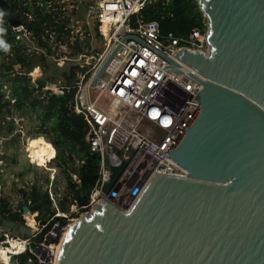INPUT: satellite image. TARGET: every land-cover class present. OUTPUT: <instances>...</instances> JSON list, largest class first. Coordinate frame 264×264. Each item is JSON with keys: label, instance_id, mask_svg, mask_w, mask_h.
<instances>
[{"label": "water", "instance_id": "obj_1", "mask_svg": "<svg viewBox=\"0 0 264 264\" xmlns=\"http://www.w3.org/2000/svg\"><path fill=\"white\" fill-rule=\"evenodd\" d=\"M196 1L209 50L174 55L204 78L186 73L199 108L166 155L186 177L155 174L123 208L101 199L68 225L55 264H264V0ZM0 12L21 24L6 0Z\"/></svg>", "mask_w": 264, "mask_h": 264}, {"label": "built area", "instance_id": "obj_2", "mask_svg": "<svg viewBox=\"0 0 264 264\" xmlns=\"http://www.w3.org/2000/svg\"><path fill=\"white\" fill-rule=\"evenodd\" d=\"M146 1L93 0L85 10V17L97 21L99 27L110 7L118 11L109 25L107 43L101 52H96L91 67L83 73L78 72L71 85L56 81L44 87L55 95L75 89L72 109L87 122L85 140L90 153L99 156L98 177L82 211L87 215L101 199L110 202L108 198L118 184L124 185L132 176L136 178L130 182V190L135 187L136 191L142 189L155 174L187 175L184 168L166 155L199 108L194 97L202 85L186 73L202 80L204 78L174 54L182 49L206 54L209 50L208 24L206 21L202 29L192 28L183 35L172 31L162 33L156 20L143 21L141 18L140 11ZM132 21H135V26ZM16 28L30 34L21 24L12 27L13 30ZM126 36L134 38L122 40ZM117 44L120 48L99 78V83L91 86L92 79ZM72 158L75 166L83 163L74 155ZM121 162L125 164L121 173L110 190L104 193V185L111 174L110 167ZM70 176L79 183L76 174L70 173ZM47 192L55 205L62 192H52L49 188ZM71 207L76 209L74 205ZM76 219L70 216L68 220L73 223ZM69 224L54 223L43 241L55 240ZM35 233L21 237L9 236L1 231L3 240H0V247L6 248L10 246V240L14 241L19 251H7V254L9 260L14 257L17 264L16 256L28 250L35 256L31 249ZM43 241L39 245L46 248Z\"/></svg>", "mask_w": 264, "mask_h": 264}, {"label": "trees", "instance_id": "obj_3", "mask_svg": "<svg viewBox=\"0 0 264 264\" xmlns=\"http://www.w3.org/2000/svg\"><path fill=\"white\" fill-rule=\"evenodd\" d=\"M6 1L9 10L20 20L23 28L31 33L34 49L27 52V46L24 43L16 45L14 40L17 32L0 12V18L3 20V32L0 38L6 37V42L10 44L7 61L0 64V116H4L2 118L4 121L5 111L10 114L12 111L19 114L33 111L40 122L39 129L54 146L51 147L42 138L45 148L40 149L52 152L65 178V192L57 200L56 206H53L47 190L37 185L20 190L22 202L15 210L11 208L7 198L0 195L1 229L7 224H10L13 229L19 225L24 226L23 205H27L30 213H36L35 220L40 225L32 238L31 248H35L43 241L45 234L54 223L67 222L66 217L56 216L57 211L69 213L71 216L74 215L69 212L71 205H74L79 212L85 210L84 206L88 203L89 193L98 177L99 156L96 153H90L85 140L88 131L87 122L81 114L75 113L72 109L75 89L72 88L60 95L44 90L49 82H55L57 75L54 71L57 67L52 65L51 76L38 78L34 82L29 73L37 66L42 68L43 73H47L51 66L47 59L53 55V44H66L75 56L84 53L82 44L86 47L90 44L89 40L70 41L71 16L66 15L62 7L56 4V0ZM140 15L143 21L156 20L162 33L172 31L179 35L187 34L192 28L202 29L206 22L196 0H147ZM92 22L95 36L101 38L98 31L99 23ZM135 24V21H132V25L135 26ZM0 53L4 54L5 50H0ZM15 65L19 66L17 70ZM87 68H81L75 63L70 65L66 71L60 73L64 78L63 84L71 85L77 78V73H83ZM87 76L88 73L85 77ZM11 130L12 123L7 125L6 131ZM7 132H4L3 126H0V136H4ZM72 155L83 160V163L75 166ZM70 173L77 175L79 183L71 179ZM30 213L25 214V218L32 225L34 218ZM58 239L57 237L54 242L57 243ZM0 240H3V236H0ZM16 259L17 264H42L29 250L17 255Z\"/></svg>", "mask_w": 264, "mask_h": 264}, {"label": "rangeland", "instance_id": "obj_4", "mask_svg": "<svg viewBox=\"0 0 264 264\" xmlns=\"http://www.w3.org/2000/svg\"><path fill=\"white\" fill-rule=\"evenodd\" d=\"M90 2L91 0H56V4L62 7L66 15L71 16L70 28L72 37L70 38V41H73L74 39L84 41L89 40L90 46L86 47L82 44L84 53L75 56L66 44H53V55L47 59L51 66L48 68L47 73H43L42 68L39 66L35 67L29 73L32 81L47 75L51 76L53 73L52 65L57 67L54 71L57 78L54 81H60L61 83H63L64 78L60 73L66 71L70 65L75 63L81 68L88 67L86 70L91 67L96 52H101L107 41L103 39L100 27L98 28V31L101 38L95 36L93 29L94 23L91 20H87L85 17V8ZM2 25L3 20L0 18V34L3 32ZM15 31L17 32L14 40L16 45L24 43L27 46V52L32 51L34 46L31 41V33L28 34L21 28H16ZM12 43L14 42L12 41ZM9 47L10 44L6 42V37H1L0 50H5V53H0V64L3 61H7ZM18 67V65H15L16 70ZM52 83L53 82H49L48 84ZM3 117L4 116H0V126H3L4 132H7V125L10 123H12V130L7 132L4 136H0V195L7 198L11 208L15 210L18 204L22 202L20 190L23 188L37 185L44 190L49 188L54 192L56 189L63 194L65 192V178L61 168L57 165L52 152L47 148L46 149L49 152L45 149H40L41 147L45 148L42 138L51 147L54 146L45 138L44 134L39 129L40 122L37 119L36 114L33 111H27L24 114H19L16 111H12L10 114L5 111L4 121H2ZM54 152H56V150H54ZM135 178L136 176H132L129 179V182L124 185L119 183L108 198L110 202L117 207L123 208L136 189L134 187L130 190V182L135 181ZM53 206H56V204ZM69 212L74 213V215H71L72 218H79L82 213L72 207ZM30 214L33 215V221L35 222L33 223L34 226L30 225L25 218V215H22L24 226L19 225L13 229L10 224H7L0 229V234L2 231V233H7L9 236H31L32 233L38 231L39 223L35 220L36 213ZM63 214L67 216V223H72V221L68 220L70 219L69 213L57 211L56 216L65 217ZM62 233L63 230L58 237L59 239L57 243H55L54 240L49 241L48 239L43 241L46 248L39 244V247L36 246L38 248L42 246L45 251L42 256L38 254L35 255L38 262L43 264L54 263L55 249L61 239ZM49 242H52V244H49ZM31 249L34 253V248Z\"/></svg>", "mask_w": 264, "mask_h": 264}, {"label": "bare ground", "instance_id": "obj_5", "mask_svg": "<svg viewBox=\"0 0 264 264\" xmlns=\"http://www.w3.org/2000/svg\"><path fill=\"white\" fill-rule=\"evenodd\" d=\"M117 14H118V11L116 10V8H111L110 7L109 10H108V14L105 16V19H104V21L102 22V24L100 26V32L103 35V39H105L106 41L109 38V35H108L109 34L108 33L109 25L114 20V18L116 17ZM33 223H35V222L33 221ZM33 223H32V226H34ZM67 227H65V229L63 230L61 239H60L58 245L56 246L55 254H54L55 255L54 256V263L53 264H55V262H56V258L58 256V252H59V249H60L61 240H62L63 236L65 235ZM7 251L15 253V252L19 251V248H17L16 243L14 241H12V240H10V246H7L6 248L0 247V264H11L10 260L8 258Z\"/></svg>", "mask_w": 264, "mask_h": 264}, {"label": "crops", "instance_id": "obj_6", "mask_svg": "<svg viewBox=\"0 0 264 264\" xmlns=\"http://www.w3.org/2000/svg\"><path fill=\"white\" fill-rule=\"evenodd\" d=\"M1 224V223H0Z\"/></svg>", "mask_w": 264, "mask_h": 264}]
</instances>
